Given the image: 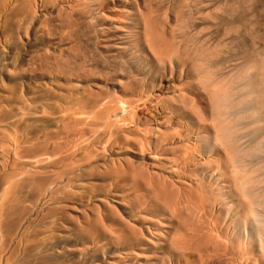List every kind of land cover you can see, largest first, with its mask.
<instances>
[{
  "label": "bare ground",
  "instance_id": "obj_1",
  "mask_svg": "<svg viewBox=\"0 0 264 264\" xmlns=\"http://www.w3.org/2000/svg\"><path fill=\"white\" fill-rule=\"evenodd\" d=\"M38 1H39V3H41L42 7H44L48 3H49V5H52V6L54 4H56V7L57 6L59 7L58 9L57 8L56 9L59 10V11H62L64 9H68L70 11H74L76 9H82L81 16L79 15V13H78L77 16H80L79 18L81 20H83L84 22H86V23H89V24L93 23L94 24V22H95L96 26H93L95 28H93L94 30L92 32L94 34L91 33V35H93L92 37H94L95 40L97 41V42L95 41L94 47L97 48L96 50L98 52L97 53L98 54L97 55L98 58H99V55H100V57H101L100 61L102 60V62H99V64L100 63H102V64H100V65L97 64V66H96L98 68L101 66V68L98 71L99 74L102 73L103 75L111 76V78H110V80L112 82L111 83L112 84L111 87H112V90L114 92H117V90H120V92L121 91L125 92V87H123L124 84L125 85L127 84L128 86L130 85L131 88H133V90H134L133 92H131L132 95H131V97H129V101H127V98H125L126 99L125 102L124 101L120 102L121 107H118L115 104L116 108H115L114 105H113L114 108H113L112 105H110L111 108H113L112 110L111 109L108 110V107L107 108L103 107V108L107 109L108 111H112L111 114L115 110L114 111L115 113L112 114V117L115 118V121L117 120L116 122H121L122 123V121L123 122L128 121L127 123H128V125L130 127L126 125L127 127H129V128H127L129 131L127 130L126 132H129L128 133L129 136L131 135V136L138 137V138H135V139L132 138V139H134V141L131 140V141H133L131 143H128V142L124 141L126 143V145L124 144L123 146H121L120 149L124 150L126 148L127 150L132 151L133 152L132 154H136L135 156H139V158L141 160L140 164H142V165H140L138 163L140 166L137 167L135 165L136 166L135 167V166H132L133 162L132 163L130 162L131 167H132V168H130L132 175L131 174H129V175H131V179L132 180L130 179L131 180V184L128 182L130 184L129 189H126L125 191L124 190H119L118 180H116L117 179L116 177H118V176H116L115 177L116 179H115L114 176L112 175V177L114 178V180H116V182L113 180L112 177H109V179L110 178H112V179H110V180L108 179L109 182H107V183L105 182L104 185L101 184V186H103V187H100L99 185H97L98 182H97L96 179L92 182V184L90 183V185H88V186H91V187H90L89 190L87 188V190H88V193L91 194V196H89V195L87 196L86 195L87 192H86V190H83V187H82V190L78 189L80 193L79 194L77 193V195H76V193L74 194V193L71 192L70 189H68L70 191V193H68L69 195L67 196V194L65 195V191H64L66 189H64L62 187V186H64V187L67 186L66 188L71 187L73 189L75 187H77V186L81 187L80 185L82 184L81 182H83V181H79L80 180L79 177L84 176V172H85L86 168L85 169L84 168L80 169L81 167L78 168V166H75V164H78L77 163L78 161L81 162L83 160V158L81 157V156H84L83 152H82L83 154L79 153V156L82 158V160L81 159L79 160V158H78L77 162H76L77 159L76 160L74 159V158H76V155L74 153H72V155H75V157L72 158L71 160L69 159L70 160L69 163L67 162L65 164L64 163L62 164V161H61V163L56 162V163H58L56 165L55 161H53V165H55L53 168H49L48 167L47 170H43V169L39 170V168H41V167H39L38 170L35 169L37 171V173H34L33 170H31V172H33V174H36V175L38 174V176H36V177H38L37 181L36 180L35 181H36V183L38 182V184H39L38 186L41 188V189H39V188L36 189L35 188L36 190H38L37 191L38 194L36 193L38 195V197H36L35 200H34L35 202L37 201L36 203L34 202V204H35L34 207L35 208L34 207L31 208L30 212H29V210L28 211H24V212H20L21 209L19 210V206H17L19 202L16 203V205L9 206V205H11V204H9L10 202H6L7 199H10V197H8V196H13V198H11V203L13 202L14 204H15V202H17V201H15V199L18 198L17 196L14 197V195H12V194L16 195V193L13 190L14 188H11V187H15V186H11V185L9 186L11 188V191H10L9 194H11V195H9L8 191H7V194L5 193V195H3L5 197L7 195V198L6 199L4 198L5 199L4 200L1 197V201H2L3 205H5L3 203V201H5L7 203V205L9 204L8 205L9 209L5 207L8 212L3 210L4 209V208H2L3 205H1V202H0V210H1L0 211V220L6 218V219H4L5 221L7 219H8L7 221H9V219L11 221V224L9 222H8L9 224L7 223L8 225H10L9 228L7 227L8 225H3L4 227L8 228L7 230L3 229L4 227L2 225H0L1 226L0 227V230H1L0 233L1 232L3 233V234L2 233L1 234L4 236L3 238H5L4 242H6L7 238L9 240L7 239L8 241H7L6 245L4 243L5 247L0 242L1 245L6 250L7 249L10 250V247H11V246L9 247V245L11 244L10 242H13L14 240H16L17 237L20 240L24 239L27 242V240H29V237H27L28 236L27 234H29V233H27L24 230V228L26 229L27 226L30 227V224L32 223L29 220V218H30L29 216H32L31 218H33V215L35 216V214L32 215V212L35 211L33 209H36V208L40 207L39 210H38V212H39V211H41L43 209V205L44 204H48V207H46V208H49L50 205L52 207H54L52 205V203L56 202L55 201L56 197H57V195L60 192H62V193H60L61 195H59L58 198L62 200V197L65 196V197H67V199L65 201H62L61 203L59 202V205H60L59 208L55 205L57 208L56 207H54V208H56L58 210H56V209L53 210V209L50 208L52 211H54V212L58 211V212L56 214H54V212H53V215H49V216H51V218L49 219V221H51V223H49L50 224L49 226L53 225L54 232L58 231V233H60V236H59L60 237V239H59L60 242L59 243L62 242L63 244H69V245L74 243L75 245L74 246L72 245V248L71 247L70 248L66 247V249H67L66 252H69V253L67 255H63V259L62 260L58 259L60 254H64L65 252L63 251L64 252L63 253L62 249L59 250V248H57V246H59L56 243V241L58 239L57 240H55V239L58 236V234L53 233L52 232L53 230H51L50 232H52L53 234L49 235V233H48V235H46V236L43 235L44 239L42 238L43 241L41 243L35 241L37 243H34L35 245L33 247H31V249L28 247L30 249V251H28L29 249L27 250V248H26L27 243L25 244V242H23L25 244L24 246H25L26 249L24 248V246H22V248H23V250H22L23 252L22 253L23 254H21L18 258L16 256L21 252L20 250L22 248H21V244H20V248H18L16 246L21 241L19 242L17 240L16 241L17 244L15 243L16 245H13L14 246V250H13V247H12L11 248L12 250H10V254L7 255V257L9 256V259L8 258L6 259L5 256H2V255H4L3 252L4 251L6 252V250L4 248H0V251L3 253V254L0 255V256H2V259L5 258L6 261L9 260L10 262L13 260L12 264H74L76 261L78 262L77 259H79V258H80L79 259V262H80L81 257L78 256L79 255L78 252L80 250H82L83 246H84V249L85 248L89 249L88 248L89 246L92 247L93 245L94 246L97 245V246H99L98 247L99 249L100 248H102V249L103 248L104 249L107 248V249L104 252V254L102 253L101 258L98 259V261L100 263L98 262V263H95V264H161L163 261H165V260H163L165 258L164 256L166 254L169 255V252H171V251H172L171 252L172 257H174V260L177 261V264H182V263L183 264H194L195 262L193 263V260L190 259V256L194 255L195 251H198L200 253V251L202 250L201 249L202 247H207V246L209 247V242L210 241H211V243H210V247L209 248H214L213 251L211 252V253L214 252V255L211 254L212 255L211 258L215 257L214 259H216V256H217V259H218L219 255L222 256L221 255L222 253H219V251L223 252V251H225V249L223 248L224 250L222 249L223 250L222 251L221 248L220 249L218 248V243L219 242L217 240H215V241H217L218 243H216L217 245L215 244V241H214V239L216 238L215 234H218V235L221 234L222 236L227 234L228 239H230V241L232 242V243H230L228 241L229 244L230 245L232 244L233 246L232 245L231 246L233 248H234V245L237 247L238 251H236V252L232 253L233 250L231 252L227 251L229 254L232 253V255H228L227 257H225L226 253H227L226 251H225V254H223L224 257L227 258V261L229 260V262L232 263V264H251V263H248V261L251 260L253 255L255 256V254H254L255 252L258 253L259 255L261 253L263 255L262 258H264V201L262 200L263 198L259 199V200L257 199L259 194H255L254 193L253 189H255V188H253V186H252L253 185L252 184L253 180L255 178H259V177H252L253 175L248 177L247 176V174H248L247 172L248 171H246L247 169H249V168L246 169V167H248V165H249L248 162L251 161L250 162L251 166H253V164H258V162L256 163V161H255V163L253 162L254 160H252V159H254V158H252L251 160H249L247 158H249L250 156L252 157V154L255 153L254 155H256L257 158L259 157L258 158V160H259L260 156L262 154L260 156H257V153L263 150L262 152L264 154V142H263L264 139L260 140V142H262V143L258 142L259 143L258 145H252L254 147H249L250 145L248 144L247 146L249 148L247 146L242 148V146H241L242 143L239 144V145L236 144L237 139H235L237 137V136H235L236 135L235 131L238 130L237 129L238 128L237 124H239L240 120H242V122L245 125L248 122L247 123L248 126L250 125L251 127L247 128V129L252 130V134L254 133V135L255 134L257 135V133H260L264 137V76L261 77L262 76L261 73H260L261 76L259 75L260 77L257 76V77L253 78V77H245L244 76L246 79L243 82L241 79H239L241 77H239L237 75L238 78L237 77L236 78L239 81H237L236 79L234 81H237V82L242 81L243 82V86L242 87L245 88L244 89L245 92L242 89H240L244 93L239 91V92H241L242 95H240L238 93L239 96H237V97L235 96V98H232V94H231V97H229V94H228L229 92H227V91L230 90V92H231V89L228 90V88H227L226 89L227 91H226L225 90L226 86H225V88L223 87L224 89L221 86L210 88L211 87V83L213 82V81H211V79H214V75H215L216 72H212L213 73V78H211L212 74L210 73L211 74L210 75L209 72H208V76H210L209 79L210 78L211 79L210 80L205 79V80L207 82L208 81L211 82L210 85H209V83L208 84L205 83L206 81H204L203 79L201 81L199 79L197 80V78L196 79L192 78L195 75H198L196 77L199 78L200 75L203 73V72L201 73L200 71H203V70L206 71L207 68L209 69V65H208L209 64L208 63L209 60L207 61L209 56L208 57L207 56H205V57L203 56V54H205V53H203V50H202L203 48L199 49L201 47V45L198 48H195L192 45L194 43H192L191 45H192L193 48H191V45L188 46V44H186L187 41L190 43L189 39H193L192 38L193 34L192 35L189 34L192 37L191 38L189 37V39H187V41L184 42V40L186 39L185 38L186 34L189 33L188 30H187L190 27L188 23L190 22V19L194 15V14L192 15V13H190L191 12V10H190L189 11V13H190L189 15H192V16H189V17H191L190 19H189V17H187L189 19V20L186 19L187 21H189L188 23L185 22V18H186L185 16L188 15V12H187L188 9L187 8H189V6L191 5L190 7L192 9L194 7H196V9H197V5H199V2H201L202 0H200V1L198 0L199 1V2H197L198 4H196V0H172L170 3H169L170 0H38ZM164 1H165V3H164ZM206 1H209V0H206ZM215 1L217 3H219V4L222 2V5H223V1L225 2V0H215ZM229 1L231 2V0H228V1L226 0V2H229ZM235 1H237V0H235ZM230 2H229V4H230ZM232 2H233V0H232ZM166 3H167V5H165ZM18 4H16L17 6H15V4H14L13 7H10L11 9L16 7L14 10L16 11L18 9V11H20V13L17 12V11L14 12V13H17L18 15L21 14L20 16H22L26 12V15L29 17V19L27 18L29 20V22L30 21H36L37 18L34 15V13L33 12L31 13V11H29L31 9L28 10L27 9L28 7H25V5L22 4L23 5L22 6L21 3L19 5ZM210 4H205V2L204 3L202 2V4L199 5V8H201L202 12H199V11H196V12H198V14L199 13H203V12L204 13H203V15L199 14V15H201V17L199 16L200 18H198V21H196L197 20V16H195V18L193 16V18L196 19V20H193V18L191 19L192 20L191 22L195 21L193 25H195V26L198 25V24H195V23H199V25L200 24L201 25H205L207 23V21L210 22V20L207 18L208 16H206L207 15L206 13H208L206 11H208L210 9V7H211ZM213 4H214V6H212V8L216 6L215 2ZM231 4H234V3H231ZM226 5H227V3L225 4V6ZM165 6H167V7L165 8ZM163 7L165 9H167L168 11L171 10L170 12L177 13V17L179 16L177 18V22H179L178 20L183 18V17L180 16L182 14L181 9H183V8L186 9V10H183V14L184 13H187V14L185 16L182 15L185 18L180 21L183 24L182 21L184 20L183 26H180L182 31L179 28L176 29L174 27L176 25H173V28L171 29L172 23L168 22L170 25L167 24L168 15L165 14L166 17H167L166 18L164 14L161 15L162 13L161 12L159 13V11H162L164 9ZM212 8H211V10H213ZM230 8H232V6ZM40 9H42V8H40ZM222 9H221V11L225 10V9L224 10H222ZM179 10L181 11L180 12L181 14H179ZM228 10H229V8H228ZM184 11H186V12H184ZM193 11H194V9L192 10V12ZM218 11H219V9H218ZM235 11H238V10L234 9V11H232V12L234 13ZM196 12H194V13H196ZM215 12L216 11H214L213 14H215ZM11 13H13V11H11ZM217 13H219V12H217ZM230 13H229V15H230ZM169 14H171V13H169ZM172 14H174V13H172ZM172 14L170 15L171 17H172ZM210 14L211 13H209V15ZM213 14L211 15V17L215 18L216 16L215 15L213 16ZM68 16H70V14ZM232 16H234V15H231V17ZM23 17H25V16H23ZM74 17H76V16H74ZM162 17H163V20L165 19L164 21L166 23L163 22ZM227 17H228V15H227ZM212 18H211V20H212ZM214 18H213L212 21H214ZM217 18H220V16H218ZM232 18H234V20H235V17H232ZM76 19H77V17H76ZM169 20H171V19L169 18ZM174 21H176V20H174ZM227 21H228V23L230 22V20H227ZM43 22H44V20H43ZM177 22H175V23H177ZM221 22H223V21L221 20ZM181 23H179L178 26ZM234 24H235V22H234ZM224 25H225V23H224ZM235 25H238V22ZM191 27H190V29H191ZM203 27H205V26H203ZM212 27H214V26H212ZM225 27H227V26H225ZM230 28L231 27H229V29ZM233 28H232V30H233ZM237 28H238V26H237ZM174 29H176V31H177V36L178 35H183L184 38H182L183 40H181L183 43H181L180 40L179 41L177 40V38L175 36L176 35V33H175L176 31L173 33ZM190 29H189V31H190ZM178 30H180L181 32H179ZM251 30H253V29H251ZM36 33H37V31H36ZM178 38L180 39L181 36H179ZM237 38H238V36H237ZM198 40H200V39H198ZM229 40H231V39H229ZM253 40L254 39H252V41ZM233 41H235V40H233ZM27 42H28V40H27ZM191 42H192V40H191ZM205 43L206 42H204V44ZM57 44H59V43H57ZM234 46H235V44H234ZM207 51H209V50H207ZM244 52H245V50H244ZM233 53H235V51H233ZM237 54H238V52H237ZM213 56L216 57L217 55L214 54ZM220 56H222V55H220ZM240 56H242V55H240ZM32 57H33V55H32ZM90 57H92V56H90ZM262 58H264V57H262ZM210 59H211V57H210ZM218 60H220V58ZM6 62H8V61H6ZM96 62H98V60ZM210 63H211V61H210ZM212 63H214V62H212ZM215 63H217V62H215ZM65 64H66V62H65ZM95 65L91 66V67H95ZM210 65L212 66V64H210ZM241 66L242 65H240V67ZM231 68H232V66H231ZM87 70H88V68H87ZM89 71H91V69ZM228 71H229V69H228ZM199 72L201 73L200 75H199ZM66 73H67V71H66ZM91 73H93V72L91 71ZM194 73H195V75L192 76ZM63 74H65V73L63 72ZM216 75H218V73H216ZM219 75H220V73H219ZM242 75H243V73H242ZM206 76H207V73H206ZM221 77H223V76H221ZM205 78H208V77H205ZM105 79H106V77H105ZM221 79H220V82L218 81L219 82L218 85L222 82ZM242 82H240V83H242ZM226 85H227V83H226ZM229 85L230 84H228L227 87H230ZM237 86H239V85H237ZM234 87H236V86H234ZM242 87H240V88H242ZM238 88H236V89H238ZM32 89H30V90H32ZM65 89H67V88H65ZM236 89H235V91H236ZM105 92H106V89H105ZM20 95H21V93H20ZM54 95H55V93H54ZM114 95H115V93H114ZM203 96H204L205 99H203ZM118 97H119V95H118ZM59 98H61V97H59ZM64 98H65V96H64ZM87 98H90V97H87ZM120 98H122V97H120ZM15 99H16V97H15ZM22 99H21V101H22ZM32 99H34V98H32ZM116 99H118V98L116 97ZM42 100H44V99H42ZM204 100L206 101V103L203 106V105H201V102H203ZM16 102H17V100H16ZM51 102H53V101H51ZM70 102H72V101H70ZM43 103H44V101H43ZM97 105H98V103H97ZM56 106H58V105H56ZM104 106H106V104ZM141 109L143 110V112L142 113H138V111L141 110ZM207 109L210 110V111L208 110L211 113L210 115L207 114V112H208ZM229 109L235 115H231L230 116L228 114V113H230ZM7 111L8 110H6L5 113L11 114L13 112V111H9L10 112L9 113ZM14 111H16V110H14ZM2 113H3V110L0 112V115ZM5 113H3L4 115L0 116L1 119L3 118V116L7 117L8 119H12V118L14 119V117L10 118V116L8 117L7 114L5 115ZM99 113H100V111H99ZM101 114H102V112H101ZM13 115H15V114H13ZM69 115L70 114H68V116ZM98 115H100V114H98ZM20 116H21V114H20ZM68 116L64 115V119L65 120H67V119L70 120L69 118H67ZM106 116H110V112H108V115H105L104 118H106ZM16 117H17V115H16ZM16 117H15V120L12 119V122H9L7 124L5 123L2 127L4 128V126L6 127V125H7L8 128H10L9 126H13L14 124L17 125L19 121L16 119ZM23 117L21 119H23ZM61 117H62V115H61ZM232 117L233 118L236 117V118H234L236 120L234 121V119ZM80 118L81 117L75 118L76 122L78 121L77 123H80L81 121L83 123L84 119L82 118L83 120L82 119L80 120ZM230 118H232L233 121L230 120ZM1 119H0V123L1 122L3 123L4 119L2 121H1ZM101 119H103V118H101ZM5 120H7V119H5ZM43 120H44V118H43ZM86 120L87 119H85L84 122ZM108 120H109V118H108ZM110 120L113 121L112 119H110ZM208 120H210V121H208ZM108 122L111 123L110 121H108ZM117 125H118V123H117ZM15 126H13V128ZM121 126L123 127L124 125H121ZM17 127H18V125H17ZM107 127H108V125H107ZM13 128H10L11 130L8 129V131L10 130L12 132ZM239 128H241V127L239 126ZM15 129H13V130H15ZM109 129H111V128H109ZM118 129L120 131V126H119ZM6 130L7 129L5 128V131ZM8 131H6L8 133V134H6L8 136H5L6 139L8 137H10L9 136L10 134L13 135V133H15V131H13L12 133L9 134ZM75 131H76V129H75ZM22 132H23V130H22ZM24 132H25V130H24ZM67 132L68 133H72V132H69V130ZM17 133H15V135ZM250 133H251V131H250ZM123 134H125V133H123ZM232 134H234V136H235L234 139L236 141L233 139V141H235V143L231 140L232 137H233ZM260 134L258 135L259 138L261 136ZM230 136H231V139L229 138ZM11 137H10V140L8 138V141L10 143L13 142L14 144L17 145L19 143V142H17V141H19L18 138L16 139L17 143H15L14 138H12L13 140L11 141ZM263 137L261 136V138H263ZM5 138H4V140H6ZM19 138H20V136H19ZM126 138L127 137L125 136V138H123V139L126 140ZM16 145H15V150H12L13 154H14L15 151H16V153L18 152V150H16V149H19V147L16 148ZM18 145L20 146V144H18ZM102 145L105 146V144H102ZM102 145H101V150H102ZM68 146L69 145H67V147ZM119 147H120V145H119ZM8 148L10 149V147H8ZM8 148L5 147L3 149L4 150L7 149L8 151H11ZM79 148L81 149V147H79ZM93 149H95V148H93ZM8 151H7L6 155H8V153H9ZM91 153H93V152H91ZM3 154H5V153L0 152V155H3ZM93 154H95V153H93ZM43 155H44V153H43ZM79 156H77V157H79ZM262 156H264V155H262ZM10 157H12V156H10ZM45 157L47 158V156H45ZM127 157H129V156H127ZM12 158H13V160L16 159L14 157V155H13ZM163 158H164L166 163L161 161V159L163 160ZM257 158H255V159H257ZM38 159H40V158H37V161H38ZM62 159H64V156H63ZM85 159H86V157H85ZM129 159H130V157H129ZM261 159H263V161H264V157H262ZM6 160H8V159H6ZM10 160H11V158H10ZM52 160H53V158H52ZM44 161L45 160L43 159L42 162H44ZM46 161H47V159H46ZM89 161H90V159H89ZM130 161H132V160L130 159ZM83 162H84V160H83ZM252 162H253V164H252ZM9 163H10V161H9ZM50 163H52V162H50ZM135 163H137V162H135ZM261 163H259L258 167L262 166V165H260ZM32 164L34 165L33 162H32ZM35 164H37V163H35ZM38 164H40V163H38ZM43 164H46V163H43ZM43 164H42V166H44ZM47 165H45V166L47 167ZM120 165H119V167H120ZM166 165H167V167H166L167 170H165L163 168ZM18 166H19V164H18ZM263 166H264V164H263ZM33 167H35V166H33ZM36 167H38V166H36ZM94 168L96 170V167H94ZM104 168H106V167H104ZM23 169H24V167H23ZM93 169H91V171ZM111 169L112 170L110 171L109 175H111V172H112V174L115 173V171L113 172V168H111ZM117 169L115 168L116 171H118ZM95 170H93L94 172L92 171V174H90V176H94L95 175L94 173H96L98 171V169H97V171H95ZM260 170H261V168H260ZM158 171H161V172L159 173ZM249 171H251V170H249ZM23 172L25 173L24 170L22 171V174H23ZM82 172H83V175L81 174ZM105 172H103V173L97 172L96 175L99 176V177L102 175L103 178L105 177V176H103V174L104 175L107 174L106 176H109L108 172L107 173H105ZM158 174L160 175V177L163 176L165 179L168 177V178H170L172 180H176L175 182H177V183L179 182L178 184L182 185L181 200L184 199L183 202L187 206H188V202L193 199V197H191V196H193V194H195L194 196L198 197V199H196L197 197L196 198L194 197V198L196 199V201L198 200V201L201 202V204L199 202V204H200V209L199 210H201L200 211V213H201L200 216L202 217V219L205 218L204 219V220H206L205 223H207V221H208L209 223H207V224L210 225V226L208 225L209 227L207 226L208 228H210V230L208 232L206 230V232L198 234L197 232L199 231V233H200V231H201L200 227H203L201 224L204 225V223H203L204 220H203V222L200 221L202 223L198 227L199 229L195 230L194 232H196V234H198V235H201V237H199L198 235L196 236L195 233H193L195 235L192 234L193 235L192 237H197L198 238L197 240L198 241L200 240L199 242H201V244L203 243L202 245L200 243H198L197 240H196L197 241L196 242L195 238H192L194 240H192V241L189 240V241H191V242L195 241L196 243H191V242L189 243V241H187L186 238H185L186 241H184L182 238H177L178 237L177 232L180 231V230H178V231L177 230H173L174 226H173V224H171V220H172L171 218H173V216L179 217V215L180 216L182 215L184 217L185 214L184 215L182 214L183 210L180 211V209H181L180 207L183 206V203L179 204L180 201H181L179 199L180 194L178 195L179 192L177 193V195L179 197H177L176 194H175L174 197L172 196L173 192L175 193V191H176L175 189H177L175 187L173 188V186H172L173 185V181L172 180H171L172 181V185H171L170 180L167 178L169 180V183H167V180H166V183L168 185L170 184L172 187L169 185L167 188H165V186H164L165 184L163 185V181L161 179L163 177H161L160 180L162 181V183L159 181L160 184L156 186V187L161 186V187H158L159 190L155 186H154V188H156L155 190L152 189L153 190L152 191L150 189L151 193H153L152 194L153 197L150 196L151 195L150 192H147L145 194L142 192V191H144L146 189L144 187L145 185L142 184V183L145 182V184L147 183L146 185L151 186V185H149V183H151V184L154 183V179H157L158 176H159ZM249 174H251V173H249ZM87 175H89V173H87ZM117 175H119V174H117ZM254 175H255V173H254ZM261 175H263V174H261ZM27 176H29V175H27ZM85 176H86V172H85ZM7 177L8 178H6V176L5 177L3 176V179H5V178L9 179V175H7ZM36 177L34 179H36ZM77 177L79 179H77ZM84 177H82V178H84ZM102 177H101L100 180H102ZM31 178H32V175H31ZM88 178H90V177H88ZM1 179H2V177H1ZM11 179H12V177H11ZM34 179H32V180H34ZM259 180L262 181L264 179L262 178V179H259ZM259 180L257 179V182H255V183H257V184H255L256 188L259 185L258 183H260ZM16 181H17V179H16ZM4 182H6V181H4ZM155 182L157 183L158 181H155ZM86 183H84L83 185H85ZM182 183H184V184H182ZM2 184H5V183H2ZM9 184H11V182ZM106 184H108L107 185L108 187L105 186ZM261 184H262V182H261ZM12 185H14V184H12ZM141 185L142 186L144 185L143 186L145 188L144 190L141 187ZM17 186L18 185H16V187ZM174 186H176V185H174ZM260 186L261 185H259L258 188L262 187V186L261 187ZM169 187L173 188V189H171L173 191L172 193H170V191H169L170 188ZM160 188H162V191H161ZM179 188L177 189L178 191H179ZM17 189H19V188L17 187ZM75 189H77V188H75ZM147 189H149V188H147ZM257 189H255V190H257ZM15 190H16V188H15ZM68 190H66V192ZM73 191H75V190H73ZM16 192H17V190H16ZM33 192H35V191H33ZM145 192H146V190H145ZM84 195H86V199L88 201L93 199V201L98 202L101 205L98 204V203H93V204L87 205L89 203H88V201H87V203H85L86 200L83 197ZM19 197H21V196H19ZM65 197H64V199H65ZM189 197H191V198H189ZM24 198H25V196H24ZM175 198H177L178 200L177 199L175 200ZM195 199H193V200H195ZM174 200H175V205H174ZM193 200L191 201V203L193 202ZM7 201H10V200H7ZM21 201H22V199H21ZM176 201H177V203H176ZM56 203H58V202H56ZM56 203H53V204H56ZM161 204H163L164 206H162ZM194 205H195V203H194ZM23 207L21 206L22 210H25L29 206L25 207V209H23ZM103 207L106 208V209L108 208L111 213L114 212L113 211V208H114V210H116L115 212L119 211L123 215V217H121L119 215H118L119 216L118 217L115 214V212H114L113 215L116 216V217L114 218V216L112 215L111 217L114 218V221H111V220H113V218L109 219V217H108V219H107V217L103 214V212H102L104 210V209H102ZM185 207L186 206H183V208H185ZM178 208H180V209H178ZM106 209H105V211H106ZM47 210H46V212H47ZM49 210H48V212L50 213ZM186 210H188V208ZM189 210H190V207H189ZM42 211H41V215H46L47 216V214H45V213L42 214ZM192 211L195 212V211H197V209L196 210H192ZM180 212H182V213H180ZM105 213H107V212H105ZM197 213H199V212H197ZM197 213L195 212V216H196ZM88 214H90V215H88ZM177 214H179V215H177ZM106 215H108V214H106ZM185 216H187V215H185ZM208 216H209V218H211L210 221H209ZM38 217H34V218H38ZM183 217H181V218H183ZM206 217L208 218V220H207ZM43 218H44V216H43ZM41 219H40V221H41ZM178 219H180V218H178ZM188 219H189V217H188ZM27 220L30 221L31 223L29 222L30 224L25 226ZM33 220L35 221V219H33ZM176 221H179V220L176 219ZM4 223L5 222H3V224ZM33 223H35V222H33ZM38 224H39V222H38ZM194 225H193V228H194ZM198 225H199V222H198ZM39 227H40V225H39ZM114 227L115 228L118 227L119 230L115 231ZM183 227H185V226H183ZM207 227H206V229H207ZM179 228H181V227H179ZM2 230H4V231H2ZM5 230H6V232H5ZM204 230H205V228H204ZM24 231L27 233L26 234L27 236L25 235ZM125 231H126V233L124 235L123 232H125ZM213 231H215V234H211V232L214 233ZM118 232L122 233L124 236H120ZM187 232H185V233H187ZM41 233H43V232H41ZM82 233L85 234V235L83 234L84 236H86L85 238L84 237H82V238L79 237ZM54 234H56L57 236L55 237ZM178 234H180V233H178ZM23 235H24V237H22ZM51 235H53V236H51ZM83 235H81V236H83ZM211 235H214V237L212 236L213 240L211 238ZM227 236H225V237L227 238ZM11 237H12V239H10ZM201 238L202 239H206L207 238L209 240H208V242L206 241L207 239L204 240V241H206L205 242L206 244H204V242H203V240H201ZM217 238H218V236H217ZM0 239H1V237H0ZM218 239H220V238H218ZM83 241H84V243H83ZM212 241H214V242H212ZM222 242H223V240H222ZM225 242H226V239H225ZM225 242H223V243H225ZM12 244H14V242ZM80 244H82L83 246H80ZM1 245H0V247H1ZM61 245L62 244H60V246ZM6 246H7V248H6ZM225 246H226V244H225ZM111 247L114 248V249H112ZM239 247L242 248L241 252H240V249H238ZM15 249H17V250L20 249V250H18L19 253L17 251L16 252L17 255L15 257H13L14 255H12V252L14 253L16 251ZM66 249L64 247V250H66ZM203 249H204V252H206V254H207L208 253V249H206V248H203ZM77 250H79V251H77ZM103 250H102V252H103ZM166 250L168 252H166ZM230 250H231V247H230ZM76 251H77L78 255L74 254V252L76 253ZM242 251H244V252H242ZM151 252L155 256L154 260H151V256L152 255L149 257V253H151ZM8 253H9V251H8ZM198 254L196 253L195 255L197 256ZM203 254H202L201 257H204ZM233 254L235 256L233 258L231 257V259L233 260L231 262L230 261L231 259L230 258L228 259V257L229 256H233ZM258 254H256V256ZM199 255H201V253ZM199 255H198V258L202 259L201 257H199ZM207 256H210V255H207ZM244 256L246 257V259L243 260ZM260 257H261V255H260ZM260 257H259V259H260ZM205 258H209V257L205 256ZM221 258H222V260H220L221 262H224V260H225V263H227L226 259H223V256ZM182 259H183V262L181 261ZM0 260H1V257H0ZM190 260H191V262H190ZM256 260H257V258H256ZM210 261H211V259H210ZM254 261H252V262H254ZM10 262H8V263L11 264ZM159 262H161V263H159ZM201 262H202V260H201ZM229 262H228V264H229ZM6 263H4V264H6ZM255 263H256V261H255ZM80 264H81V262H80ZM162 264H164V263H162Z\"/></svg>",
  "mask_w": 264,
  "mask_h": 264
},
{
  "label": "rangeland",
  "instance_id": "obj_2",
  "mask_svg": "<svg viewBox=\"0 0 264 264\" xmlns=\"http://www.w3.org/2000/svg\"><path fill=\"white\" fill-rule=\"evenodd\" d=\"M14 1V2H13ZM34 1V2H33ZM172 0H170L169 1V3L171 2ZM200 1V0H199ZM198 0H196V4H198L197 2H199ZM211 1V2H210ZM213 1V2H212ZM228 1V0H227ZM235 0H233V2H232V0H231V2H230V4H229V2H226V0H225V2L223 1V5H222V2L219 4V3H217L215 0H209V1H206V0H202L201 2H199V5L200 4H202V2L204 3L205 2V4H210L211 5V7H210V11L208 10V11H206V12H208V13H206L207 15L206 16H208L207 18L210 20V22L209 21H207V25L205 24V25H199V23H195V24H198L197 26H195V25H193L194 24V22L195 21H193V22H191L192 20V18H193V16H194V18H195V16H197V20L196 19H194L193 18V20H196V21H198V18H200L201 17V15H203V13H199V14H201V15H199L198 14V12H196V11H199V12H202L201 11V8H199V5H197V9H196V7H194L193 9H194V11L192 12V8L189 6V8H187L188 10H187V12H188V15H186L187 13H184L183 14V10H186L185 8H183V9H181V11H182V14L180 13L181 11L179 10V14H181L180 16L181 17H183V18H179L180 20H178L179 22H177V18L179 17H177V13H175V12H170L171 10H167V9H165L167 6H165V8L162 10V11H159V13L161 12L162 14L161 15H165V14H167L168 15V19H167V24H169V23H172V25H171V29L173 28V25H176V26H174L176 29L177 28H179L180 30H181V27L180 26H183V24H184V20L182 21L183 22V24L180 22L182 19H184L185 17V22H189V21H187L186 19H188L187 17H189V16H192L193 14V16H192V18L191 17H189V19H190V22L188 23L189 24V26L191 27V29H190V27L187 29L188 30V32L189 33H187L186 34V36H185V40H184V42L185 41H187V39H189V37L191 38L192 36V38L193 39H189L190 40V43L187 41V43L186 44H188V46H190L192 43H194V44H192L193 45V47H195V48H198L200 45H201V47L199 48V49H202L203 50V53H205V54H203V56L205 57V56H209L208 57V59H207V61H208V65H209V69L207 68L206 69V71H200L199 72V75H200V77L198 78V77H196V76H198V75H195V73L192 75V76H194V77H192L193 79H196L197 78V80L199 79V80H201L202 81V79L204 80V81H206L205 79H208V80H210L211 78H213V73L212 72H216V73H218V75H216V73H215V75H214V79H211V81H213L212 83L211 82H205V83H209V85H210V83H211V87L210 88H214V87H219V86H221L222 88L224 87L225 88V86H226V88H225V90L228 88V90L229 89H231V92H230V90L229 91H227V92H229L228 94H229V97H231V94H232V98H235V96L237 97V96H239V94L240 95H242L241 94V92L242 93H244L245 92V88L244 87H242L243 86V82H244V80L246 79L245 77H257V76H259L260 75V73H261V77H263L264 75V58H262V57H264V0H237V1H235ZM3 2V3H2ZM20 4L21 3V5L23 4V5H25V7H28L27 9L29 10V9H31V10H29V11H31V13L33 12L34 13V15L36 16V21H30L29 22V17L26 15V12H25V14H23L22 16H20V15H18L17 13H14V12H19L20 13V11H18V9L15 11L14 9L16 8H10V7H13L14 6V4H15V6H17L16 4H18V3ZM207 2V3H206ZM210 2V3H209ZM215 2V5L217 6H215V7H213L212 8V6H214V3ZM26 3V4H25ZM164 3H165V1H164ZM168 3V2H167ZM167 3L165 4V5H167ZM227 3V5L225 6V4ZM231 3H234V4H231ZM237 3V4H236ZM18 4V5H19ZM22 5V6H23ZM31 5V6H30ZM49 3L47 4V5H45L44 7H42L41 6V3H39V1L38 0H0V112L3 110V113H5V111L6 110H8L7 112H9V111H13L12 113L13 114H15V115H13L12 113L11 114H8V113H5V115L7 114V116L9 117L10 116V118L11 117H14V119L13 120H15V117H16V115H17V117H16V119L19 121H17L18 122V127H17V125L16 124H14L13 126H15L14 128H13V126H9L10 128H13V129H15L16 127V129L15 130H13L12 129V132L13 131H15V133H17L16 135H15V133H13V135H11L10 133H12L10 130V128H8V126L6 125V127L4 126V128L2 127L5 123L7 124V123H9V122H12V119H8L7 117H5V116H3V118L1 119V121L4 119H7V120H3V123L1 122L0 123V152H2V153H5V154H3V155H0V179H1V177H2V179H3V176L5 177L6 176V178H8L7 177V175H9V179H1L0 180V202H1V205H3L2 204V201H1V197H2V199H6L7 198V195H6V197L5 196H3V195H5V193L7 194V191H8V194L10 193V191H11V188H14L13 190H14V192L16 193V195L15 194H12V195H14V197H18V198H14L15 199V201H17V202H15V204L13 203H11V198H13V196H8V197H10V199H7V200H10V201H7L6 200V202H10L9 204H11V205H9V206H13V205H16V203H18V205L17 206H19V210L21 209L22 210V208H21V206L23 207V209H25V207H28V208H26L25 210H20V212H24V211H28L29 210V212H30V209L31 208H33L34 207V200H35V198L36 197H38V190H36V189H41L38 185V182L36 183V181H37V178L38 177H36V176H38V174L36 175V174H33V172L34 173H37V171L36 170H38V168L39 167H41V168H39V170H47V168L49 167V168H53L55 165H53V161H55V163L56 162H59V163H61V161H62V164L64 163H69V161L72 159V158H74L75 157V155H76V158H74L75 160H76V162L78 161V158H79V160L81 159L82 160V158H83V160H84V162H83V160L80 162V161H78L77 163L78 164H75V166H78V168H80V169H82V168H86V170H85V172H86V176H85V172H84V176H82V177H84V178H82V177H79L80 178V180L79 181H83V182H81L82 184L80 185L81 187H79V186H77V187H75V188H77V189H73V188H71V187H69V188H66L67 186H62L64 189H66V190H68V189H70L71 190V192L72 193H76V195H77V193L79 194L80 192H79V190H82V187H83V190H86V192H87V196L89 195V196H91V194L90 193H88V190L90 189V187L91 186H88V185H90V183L92 184V182L96 179L97 180V182H98V184L97 185H99L100 187H103V186H101V184L102 185H104L105 184V182L107 183V182H109V180L110 179H112L113 177H112V175L114 176V178L116 177V176H118V177H116L115 179L116 180H118V187H119V190H126V189H129V187H130V184H131V169L130 168H132L131 167V164H130V162L132 163V166H137V167H139L140 165H142V164H140L141 162V160H140V158H139V156H135L136 154H132L133 152L132 151H130V150H127L126 148L124 149V150H122V149H120L121 148V146H123L124 144L126 145V143L125 142H128V143H131V142H133L134 141V139L135 138H138V137H134V136H129V132H126L128 129L127 128H129L130 126L128 125V121H125V122H123L122 121V123L121 122H116L115 121V118L114 117H112V114H114L115 112V110L113 111V113L111 114V112L112 111H108V110H112L113 108H114V106H115V108H116V105L118 106V107H121V104H120V102H125L126 101V99L125 98H127V101H129V97H131V95H132V93L131 92H133L134 90H133V88H131V86L129 85H123V87H125V92L124 91H121L120 92V90H117V92H114L113 90H112V82H111V80H110V78H111V76H107V75H103L102 73V75L101 74H99V69L101 68V66L98 68V67H96L97 66V64H99V62H102V60L100 61V59H101V57H100V55H99V58H98V52H97V48H95L94 47V45H95V38L94 37H92L93 35H91V33L93 32V28H95V27H93V26H96L95 25V22H94V24L93 23H91V24H89V23H86V22H84L83 20H81L79 17L81 16V14H82V9H76V10H74V11H70V10H68V9H64V10H62V11H59V10H57L59 7L57 6L56 7V4H54L53 6L52 5H49ZM220 5V6H219ZM229 6V7H228ZM232 6V8H230ZM237 6V7H236ZM24 7V8H25ZM55 7V8H54ZM223 9H222V8ZM40 8H42V9H40ZM57 8V9H56ZM191 8V9H190ZM211 8L213 9V10H211ZM217 8V9H216ZM222 10H224V11H221V9ZM228 8H229V10H228ZM11 9V10H10ZM26 9V8H25ZM196 9V10H195ZM200 9V10H199ZM218 9H219V11H218ZM233 9V10H232ZM234 9L235 10H238V11H235L234 13L232 12V11H234ZM27 10V11H28ZM34 10V11H33ZM191 10V12L190 13H192V15H189L190 13H189V11ZM229 12H228V11ZM11 11H13V13H11ZM58 11V12H57ZM164 11V12H163ZM214 11H216L215 12V14H213V12ZM262 11V12H261ZM4 12V13H3ZM68 12V13H67ZM74 12V13H73ZM77 12V13H76ZM81 12V13H80ZM167 12V13H166ZM174 13V14H172V17L170 16L171 14H169V13ZM178 12V11H177ZM184 12H186V11H184ZM194 12H196V13H194ZM217 12H219V13H217ZM228 12V13H227ZM231 12V13H230ZM240 12V13H239ZM22 13V12H21ZM24 13V12H23ZM37 13V14H36ZM61 13V14H60ZM78 13H79V15L80 16H77L78 15ZM209 13H211L210 15H209ZM221 13V14H220ZM226 13V14H225ZM229 13H230V15H229ZM233 13V14H232ZM236 13V14H235ZM239 13V14H238ZM11 14V15H10ZM15 16H14V15ZM67 14V15H66ZM70 14V16H68ZM198 14V15H197ZM213 14V16L215 15L216 17L214 18V21H212L213 20V18L211 17V15ZM217 14V15H216ZM182 15H186L185 17L184 16H182ZM225 15V16H224ZM227 15H228V17H227ZM231 15H234V16H232V17H235V20H234V18H232L231 17ZM242 15V16H241ZM4 16V17H3ZM6 16V17H5ZM17 16V17H16ZM19 16V17H18ZM23 16H25V17H23ZM27 16V17H26ZM44 16V17H43ZM74 16H76L77 17V19H76V17H74ZM170 16V17H169ZM200 16V17H199ZM218 16H220V18H217ZM224 16V17H223ZM72 17V18H71ZM164 17V16H163ZM163 17H162V20H163ZM165 17H166V15H165ZM164 17V18H165ZM223 17V18H222ZM226 17V18H225ZM11 18V19H10ZM26 18V19H25ZM28 18V19H27ZM161 18V17H160ZM167 18V17H166ZM169 18L171 19V20H169ZM175 18V19H174ZM211 18H212V20H211ZM217 18V19H216ZM222 18V19H221ZM228 18V19H227ZM238 18V19H237ZM80 19V20H79ZM188 19V20H189ZM207 19V20H208ZM219 19V20H218ZM224 19V20H223ZM252 19V20H251ZM258 19V20H257ZM19 20V21H18ZM43 20H44V22H43ZM165 20V19H164ZM163 20V22H165ZM174 20H176V21H174ZM217 20V21H216ZM221 20L223 21V22H221ZM227 20H230V22L228 23V21ZM254 20V21H253ZM66 21V22H65ZM72 21V22H71ZM77 21V22H76ZM83 21V22H82ZM233 21V22H232ZM250 23H249V22ZM256 21V22H255ZM30 24H29V23ZM35 22V23H34ZM43 22V23H42ZM70 22V23H69ZM169 22V23H168ZM175 22H177V23H175ZM234 22H235V24H237V22H238V25H235L234 24ZM52 23V24H51ZM72 23V24H71ZM77 23V24H76ZM79 23V24H78ZM166 23V22H165ZM175 23V24H174ZM179 23H181L179 26H178V24ZM191 23V24H190ZM214 23V24H213ZM224 23H225V25H224ZM233 23V24H232ZM241 23V24H240ZM246 23V24H245ZM28 24V25H27ZM84 24V25H83ZM216 24V25H215ZM230 24V25H229ZM18 25V26H17ZM41 25V26H40ZM52 25V26H51ZM170 25V24H169ZM232 25V26H231ZM252 25V26H251ZM256 25V26H255ZM38 26V27H37ZM75 26V27H74ZM81 26V27H80ZM88 26V27H87ZM203 26H205V27H203ZM212 26H214V27H212ZM225 26H227V27H225ZM237 26H238V28H237ZM61 27V28H60ZM70 27V28H69ZM85 27V28H84ZM229 27H231L230 29H229ZM234 27V28H233ZM15 28V29H14ZM29 28V29H28ZM38 28V29H37ZM225 28V29H224ZM228 28V29H227ZM232 28H233V30H232ZM246 28V29H245ZM31 29V30H30ZM176 29H174L173 30V33L176 31ZM189 29H190V31H189ZM195 29V30H194ZM243 29V30H242ZM251 29H253V30H251ZM180 30H178L179 32H181ZM186 30V31H187ZM36 31H37V33H36ZM74 31V32H73ZM232 31V32H231ZM237 33H236V32ZM250 31V32H249ZM252 31V32H251ZM51 32V33H50ZM176 33V38H177V40L179 41L180 40V42L181 43H183L181 40H183L182 38H184L183 37V35H178L177 36V31L175 32ZM206 33V34H205ZM208 33V34H207ZM73 34V35H72ZM92 34H94V33H92ZM180 34V33H179ZM189 34H193L192 36L191 35H189ZM196 34V35H195ZM210 34V35H209ZM59 35V36H58ZM229 35V36H228ZM233 35V36H232ZM256 35V36H255ZM179 36H181V38L179 39L178 37ZM235 36V37H234ZM237 36H238V38H237ZM27 37V38H26ZM197 37V38H196ZM202 37V38H201ZM229 39H231V40H229ZM254 37V38H253ZM67 38V39H66ZM86 38V39H85ZM233 38V39H232ZM60 39V40H59ZM71 39V40H70ZM198 39H200V40H198ZM252 39H254L253 41H252ZM20 40V41H19ZM27 40H28V42H27ZM191 40H192V42H191ZM194 40V41H193ZM198 40V41H197ZM233 40H235V41H233ZM211 41V42H210ZM260 41V42H259ZM93 42V43H92ZM97 42V41H96ZM204 42H206L205 44H204ZM20 43V44H19ZM57 43H59V44H57ZM88 43V44H87ZM225 43V44H224ZM231 43V44H230ZM8 44V45H7ZM214 44V45H213ZM234 44H235V46H234ZM27 45V46H26ZM192 45H191V48H193L192 47ZM195 45V46H194ZM209 45V46H208ZM239 45V46H238ZM207 46V47H206ZM225 46V47H224ZM211 47V48H210ZM217 47V48H216ZM244 47V48H243ZM15 48V49H14ZM67 48V49H66ZM85 48V49H84ZM206 48V49H205ZM219 48V49H218ZM255 48V49H254ZM205 49V50H204ZM214 49V50H213ZM216 49V50H215ZM221 49V50H220ZM247 49V50H246ZM38 50V51H37ZM96 50V51H95ZM207 50H209V51H207ZM223 50V51H222ZM227 50V51H226ZM244 50H245V52H244ZM206 51V52H205ZM211 51V52H210ZM233 51H235V53H233ZM238 52V54H237V52ZM253 51V52H252ZM82 52V53H81ZM96 52V53H95ZM255 52V53H254ZM32 53V54H31ZM225 53V54H224ZM240 53V54H239ZM248 53V54H247ZM260 53V54H259ZM26 54V55H25ZM217 55L216 57L215 56H213V55ZM237 54V55H236ZM32 55H33V57H32ZM76 55V56H75ZM81 55V56H80ZM220 55H222V56H220ZM225 55V56H224ZM231 55V56H230ZM234 55V56H233ZM240 55H242V56H240ZM2 56V57H1ZM90 56H92V57H90ZM95 56V57H94ZM210 57H211V59H210ZM237 57V58H236ZM54 58V59H53ZM63 58V59H62ZM97 58V59H96ZM220 58V60H218ZM234 59V60H233ZM246 59V60H245ZM262 59V60H261ZM95 60V61H94ZM98 60V62H96ZM6 61H8V62H6ZM58 61V62H57ZM71 61V62H70ZM92 61V62H91ZM210 61H211V63H210ZM227 61V62H226ZM244 61V62H243ZM65 62H66V64H65ZM86 62V63H85ZM91 62V63H90ZM212 62H214V63H212ZM215 62H217V63H215ZM261 64H260V63ZM263 62V63H262ZM9 63V64H8ZM42 63V64H41ZM69 63V64H68ZM220 63V64H219ZM227 63V64H226ZM235 63V64H234ZM252 63V64H251ZM30 64V65H29ZM53 64V65H52ZM92 64V65H91ZM96 64V65H95ZM100 64H102V63H100ZM99 64V65H100ZM210 64H212V66L210 65ZM219 64V65H218ZM235 66H234V65ZM247 64V65H246ZM256 64V65H255ZM260 64V65H259ZM41 65V66H40ZM78 65V66H77ZM82 65V66H81ZM95 65V67H91V66H94ZM98 65V66H99ZM222 65V66H221ZM240 65H242L241 67H240ZM66 66V67H65ZM72 66V67H71ZM88 66V67H87ZM90 66V67H89ZM231 66H232V68H231ZM260 66V67H259ZM4 67V68H3ZM263 67V68H262ZM21 68V69H20ZM30 68V69H29ZM82 68V69H81ZM86 68V69H85ZM87 68H88V70H87ZM211 68V69H210ZM214 68V69H213ZM218 68V69H217ZM229 69V71H228V69ZM238 68V69H237ZM256 68V69H255ZM261 68V69H260ZM7 69V70H6ZM91 69V71L93 72V73H91V71H89ZM95 69V70H94ZM98 69V70H97ZM220 69V70H219ZM236 69V70H235ZM15 70V71H14ZM24 70V71H23ZM208 70V71H207ZM233 70V71H232ZM245 70V71H244ZM262 70V71H261ZM66 71H67V73H66ZM95 71V72H94ZM211 71V72H210ZM223 71V72H222ZM232 71V72H231ZM237 71V72H236ZM44 72V73H43ZM63 72L65 73V74H63ZM74 72V73H73ZM82 72V73H81ZM207 73V76H206V73ZM208 72H209V74L211 73L212 74V76H211V78L209 79V77L210 76H208ZM235 72V73H234ZM248 72V73H247ZM77 73V74H76ZM219 73H220V75H219ZM223 75H222V74ZM242 73H243V75H242ZM254 73V74H253ZM20 74V75H19ZM198 74V73H197ZM210 74V75H211ZM234 74V75H233ZM245 74V75H244ZM14 75V76H13ZM88 75V76H87ZM98 75V76H97ZM101 75V76H100ZM205 75V76H204ZM233 75V76H232ZM237 75L239 76V77H241V78H239V79H241L242 81H240V82H242V83H240V82H237V81H239L237 78ZM241 75V76H240ZM248 75V76H247ZM254 75V76H253ZM97 76V77H96ZM221 76H223V77H221ZM245 76V77H244ZM259 76V77H260ZM15 77V78H14ZM96 77V78H95ZM104 77V78H103ZM105 77H106V79H105ZM204 77V78H203ZM205 77H208V78H205ZM217 77V78H216ZM222 79H221V78ZM234 77V78H233ZM237 77V78H236ZM244 79H243V78ZM201 78V79H200ZM221 79V83L218 85V83L220 82V79ZM233 78V79H232ZM53 79V80H52ZM217 79V80H216ZM237 80V81H234V80ZM216 80V81H215ZM233 82H231V81ZM109 81V82H108ZM219 81V82H218ZM231 82V83H230ZM226 83H227V85H226ZM240 83V84H239ZM22 84V85H21ZM29 84V85H28ZM57 84V85H56ZM123 84V83H122ZM228 84H230L229 86L230 87H227L228 86ZM236 84V85H235ZM97 85V86H96ZM216 85V86H215ZM224 85V86H223ZM237 85H239V86H237ZM22 86V87H21ZM68 86V87H67ZM213 86V87H212ZM233 86V87H232ZM234 86H236V87H234ZM11 87V88H10ZM37 87V88H36ZM42 87V88H41ZM105 87V88H104ZM127 87V88H126ZM130 87V88H129ZM220 87V88H221ZM239 87V88H238ZM240 87H242V88H240ZM14 88V89H13ZM23 88V89H22ZM33 88V89H32ZM65 88H67V89H65ZM72 88V89H71ZM78 88V89H77ZM88 88V89H87ZM117 88V87H116ZM223 88V89H224ZM234 88V89H233ZM236 88H238V89H236ZM8 89V90H7ZM10 89V90H9ZM30 89H32V90H30ZM52 89V90H51ZM105 89H106V92H105ZM129 89V90H128ZM235 89H236V91H235ZM240 89H242L243 91H241ZM42 90V91H41ZM72 90V91H71ZM85 90V91H84ZM103 90V91H102ZM128 90V91H127ZM34 91V92H33ZM50 91V92H49ZM58 91V92H57ZM113 91V92H112ZM130 91V92H129ZM239 91H241V92H239ZM233 92V93H232ZM11 93V94H10ZM15 93V94H14ZM20 93H21V95H20ZM53 93V94H52ZM54 93H55V95H54ZM61 93V94H60ZM110 93V94H109ZM114 93H115V95H114ZM125 93V94H124ZM236 93V94H235ZM239 93V94H238ZM113 94V95H112ZM128 94V95H127ZM235 94V95H234ZM102 95V96H101ZM118 95H119V97H118ZM6 98H5V97ZM36 96V97H35ZM42 96V97H41ZM56 98H55V97ZM64 96H65V98H64ZM85 96V97H84ZM108 96V97H107ZM118 98V99H116V97ZM234 96V97H233ZM8 97V98H7ZM15 97H16V99H15ZM20 97V98H19ZM23 99H22V98ZM38 97V98H37ZM53 97V98H52ZM59 97H61V98H59ZM87 97H90V98H87ZM120 97H122V98H120ZM32 98H34V99H32ZM51 98V99H50ZM93 98V99H92ZM111 98V99H110ZM124 98V99H123ZM21 99H22V101L24 102H22L21 101ZM37 99V100H36ZM42 99H44V100H42ZM50 99V100H49ZM203 99H205L204 98V96H203ZM16 100H17V102H16ZM96 100V101H95ZM100 100V101H99ZM232 100V99H231ZM11 101V102H10ZM15 101V102H14ZM43 101H44V103H43ZM51 101H53V102H51ZM59 101V102H58ZM70 101H72V102H70ZM88 101V102H87ZM110 101V102H109ZM96 102V103H95ZM115 102V103H114ZM52 103V104H51ZM61 103V104H60ZM97 103H98V105H97ZM110 103V104H109ZM206 103V101L204 100L203 102H201V105H203L204 106V104ZM13 104V105H12ZM66 104V105H65ZM106 104V106H104ZM116 104V105H115ZM46 105V106H45ZM56 105H58V106H56ZM108 105V106H107ZM110 105H114L113 106V108H111V106ZM120 105V106H119ZM10 106V107H9ZM49 106V107H48ZM99 107V108H98ZM103 107H105V108H107L108 107V110L107 109H105V108H103ZM2 108V109H1ZM7 108V109H6ZM25 108V109H24ZM69 108V109H68ZM73 108V109H72ZM102 108V109H101ZM6 109V110H5ZM21 109V110H20ZM48 109V110H47ZM59 109V110H58ZM66 109V110H65ZM105 109V110H104ZM14 110H16V111H14ZM34 110V111H33ZM58 112H57V111ZM63 110V111H62ZM77 112H76V111ZM79 110V111H78ZM83 110V111H82ZM100 111V113H99V111ZM209 109H207V111H208ZM22 111V112H21ZM52 111V112H51ZM105 113H104V112ZM210 111V110H209ZM207 112V114H211L210 112ZM233 111V110H232ZM21 112V113H20ZM50 112V113H49ZM82 114H81V113ZM89 112V113H88ZM101 112H102V114H101ZM108 112H110V116H106V118H104L105 117V115H108ZM143 112V110L141 109V110H139L138 111V113H142ZM229 112L230 113H228L230 116L231 115H235L234 113H232L231 112V110L229 109ZM1 114V115H4V114ZM10 113V112H9ZM21 114V116H20V114ZM47 113V114H46ZM60 115H59V114ZM67 113V114H66ZM80 113V114H79ZM104 113V114H103ZM66 115V116H68V114H70L67 118H69L70 120H65L64 119V115ZM78 114V115H77ZM98 114H100V115H98ZM0 115V116H1ZM37 115V116H36ZM40 115V116H39ZM58 115V116H57ZM61 115H62V117H61ZM83 115V116H82ZM88 115V116H87ZM24 116V117H23ZM33 116V117H32ZM57 116V117H56ZM60 116V117H59ZM72 116V117H71ZM86 116V117H85ZM97 116V117H96ZM229 116V117H230ZM23 117V119H21ZM38 117V118H37ZM71 117V118H70ZM77 117H81L80 118V120L83 118L84 120L85 119H87L85 122H84V120H83V123H82V121L80 122V123H77L76 122V120H75V118H77ZM95 119H94V118ZM103 118V119H101V118ZM43 118H44V120H43ZM73 118V119H72ZM108 118H109V120H108ZM233 118V117H232ZM232 118H230V120H232L233 121V119L234 118H236V117H234L233 119ZM42 119V120H41ZM52 119V120H51ZM92 119V120H91ZM110 119H112L113 121H111ZM9 120V121H8ZM62 120V121H61ZM65 120V121H64ZM74 120V121H73ZM236 119H234V121H235ZM8 121V122H7ZM61 121V122H60ZM71 121V122H70ZM108 121H110L111 123H107ZM208 121H210V120H208ZM244 121V120H243ZM28 122V123H27ZM115 122V123H114ZM245 122V121H244ZM117 123H118V125H117ZM236 123V122H235ZM234 123V124H235ZM248 123V122H247ZM246 123V125L242 122V120H240L239 121V124H237V131H235L236 132V135L235 136H237L236 138H235V136H234V134H232L233 135V137H232V139H231V136L229 137L232 141H233V139L235 138V139H237V141H236V144H241V146H242V148L243 147H245V146H247L248 144L250 145L249 147H254V146H252V145H258L259 143H262V142H260V140L261 139H264V137H263V135H261L260 133H257V135L255 134L254 135V133L252 134V130H250V129H247V128H250L251 126L249 125L248 126V124ZM113 124V125H112ZM233 124V123H232ZM9 125V124H8ZM67 125V126H66ZM69 125V126H68ZM107 125H108V127H107ZM121 125H124L123 127L121 126ZM129 126V127H127V126ZM118 126V127H117ZM119 126H120V131H119ZM239 126L241 127V128H239ZM245 126V127H244ZM126 127V128H125ZM5 128L7 129L6 131H8V129H10L8 132H9V136L11 137V141L13 140L12 138H14V141H15V143H17V142H19L18 144H20V146L17 144H14L13 142L12 143H10L9 141H8V138H9V140H10V137H8L7 139L5 138V136H8V135H6V134H8L6 131H5ZM87 128V129H86ZM109 128H111V129H109ZM123 130H122V129ZM243 128V129H242ZM246 128V129H245ZM18 129V130H17ZM20 129V130H19ZM75 129H76V131H75ZM84 129V130H83ZM115 129V130H114ZM126 129V130H125ZM22 130H23V132H24V130H25V132L23 133L22 132ZM29 130V131H28ZM33 130V131H32ZM38 130V131H37ZM69 130V132H72V133H68L67 131ZM246 130V131H245ZM251 131V133H250V131ZM3 131V132H2ZM44 131V132H43ZM63 131V132H62ZM106 131V132H105ZM119 131V132H118ZM123 131V132H122ZM129 131V130H128ZM6 132V133H5ZM77 132V133H76ZM110 132V133H109ZM239 132V133H238ZM249 132V133H248ZM3 133V134H2ZM39 133V134H38ZM50 133V134H49ZM100 133V134H99ZM106 133V134H105ZM123 133H125V134H123ZM5 134V135H4ZM25 134V135H24ZM32 134V135H31ZM109 134V135H108ZM261 135L263 138H261V136H260V138H259V136L258 135ZM15 135V136H14ZM111 135V136H110ZM121 135V136H120ZM251 135V136H250ZM4 136V137H3ZM19 136H20V138H19ZM74 136V137H73ZM125 136L127 137L126 138V140L125 139H123V138H125ZM246 136V137H245ZM249 136V137H248ZM256 138H255V137ZM27 137V138H26ZM61 137V138H60ZM243 137V138H242ZM4 138L6 139V140H4ZM18 138V140L19 141H17L16 142V139ZM53 138V139H52ZM83 138V139H82ZM132 138H134V139H132ZM94 139V140H93ZM130 141H129V140ZM244 139V140H243ZM44 140V141H43ZM86 140V141H85ZM91 140V141H90ZM111 140V141H110ZM131 140H133V141H131ZM249 140V141H248ZM253 140V141H252ZM8 141V142H7ZM77 141V142H76ZM117 141V142H116ZM125 141V142H124ZM137 141V140H136ZM235 141H233L234 143H235ZM68 142V143H67ZM119 142V143H118ZM232 142V143H233ZM259 142V143H258ZM264 142V141H263ZM4 143V144H3ZM80 143V144H79ZM123 143V144H122ZM252 143V144H251ZM13 144V145H12ZM41 144V145H40ZM71 144V145H70ZM102 144H105V146L104 145H102ZM10 147V149L7 147ZM15 145H16V148H18L19 147V149H16V150H18V152L16 153V151L14 152V154H13V152H12V150H15ZM67 145H69L68 147H67ZM81 145V146H80ZM88 145V146H87ZM101 145H102V150H101ZM119 145H120V147H119ZM2 146V147H1ZM4 146V147H3ZM14 146V147H13ZM78 146V147H77ZM83 146V147H82ZM118 146V147H117ZM8 148L9 150H11V151H8L7 149H3V148ZM13 147V148H12ZM79 147H81V149L79 148ZM95 148V149H93V148ZM100 147V148H99ZM248 147V146H247ZM248 147V148H249ZM40 148V149H39ZM104 148V149H103ZM4 151H2V150ZM58 149V150H57ZM62 150V151H61ZM73 150V151H72ZM93 150V151H92ZM96 150V151H95ZM6 151V152H5ZM7 151L9 152L8 153V155H6L7 154ZM31 151V152H30ZM61 151V152H60ZM75 151V152H74ZM263 151V150H262ZM262 151H260V152H256L257 153V156H260L261 154L262 155H264L263 154V152ZM67 152V153H66ZM84 153V156L86 157V159H85V157L84 156H79V153H81V154H83ZM88 152V153H87ZM90 152V153H89ZM91 152H93V153H95V154H93V153H91ZM262 152V153H261ZM11 153V154H10ZM17 155H16V154ZM43 153H44V155L45 156H47V158L43 155ZM58 153V154H57ZM72 153H74L75 155H72ZM260 153V154H259ZM10 154V155H9ZM41 154V155H40ZM66 154V155H65ZM255 154V153H254ZM254 154H252V157L250 156L249 158H247V159H249V160H251L252 158H254V159H252V160H254L253 162L255 163V161H256V163L258 162V164H253V162H252V164H253V166H251V161L250 162H248V164L251 166H249L248 165V167H246V169L247 168H249V169H247L246 171H248L247 173L249 174V173H251V174H247V176L248 177H250V176H252V177H259V178H255L254 180H253V188H255V189H257L258 187H259V185H261L260 187L261 188H258L257 190H255V189H253L254 190V193L255 194H259L258 195V197H257V199L259 200V199H262L263 201H264V180H262V181H260L259 179H264V166H263V159H261L262 157H264V156H260V161L258 160V158L256 157V155H254ZM13 155H14V157L16 158V159H14L13 160ZM19 155V156H18ZM49 155V156H48ZM72 155V156H71ZM96 157H95V156ZM255 157H254V156ZM8 156V157H7ZM10 156H12V157H10ZM26 156V157H25ZM52 156V157H51ZM56 156V157H55ZM63 156H64V159H62L63 158ZM71 156V157H70ZM77 156H79V157H77ZM88 156V157H87ZM127 156H129L130 157V159L132 160V161H130V159H129V157H127ZM11 158V160H10V158ZM24 157V158H23ZM33 157V158H32ZM45 157V158H44ZM69 157V158H68ZM118 157V158H117ZM123 157V158H122ZM37 158H40V159H38V161H37ZM50 158V159H49ZM52 158H53V160H52ZM99 158V159H98ZM255 158H257V159H255ZM6 159H8V160H6ZM45 160L44 162H42V160ZM46 159H47V161H46ZM61 159V160H60ZM70 159V160H69ZM89 159H90V161H89ZM125 159V160H124ZM127 159V160H126ZM129 159V160H128ZM35 160V161H34ZM50 160V161H49ZM57 160V161H56ZM65 160V161H64ZM92 160V161H91ZM137 160V161H136ZM9 161H10V163H9ZM15 161V162H14ZM19 161V162H18ZM37 161V162H36ZM49 161V162H48ZM104 161V162H103ZM114 161V162H113ZM128 163H126V162ZM161 161H163L164 163H166L165 162V160H164V158H163V160L161 159ZM4 162V163H3ZM21 162V163H20ZM29 162V163H28ZM32 162L34 163V165L32 164ZM42 162V163H41ZM50 162H52V163H50ZM113 162V163H112ZM135 162H137V163H135ZM162 162V163H163ZM262 162V163H261ZM7 163V164H6ZM17 163V164H16ZM27 163V164H26ZM31 163V164H30ZM35 163H37V164H35ZM38 163H40V164H38ZM43 163H46V164H43ZM54 163V164H55ZM85 165H84V164ZM140 165H139V164ZM163 163V164H164ZM247 163V162H246ZM259 163H261L260 165H262V166H259L258 167V165H259ZM18 164H19V166H18ZM23 164V165H22ZM29 164V165H28ZM42 164L44 165V166H42ZM48 164V165H47ZM52 164V165H51ZM58 163H56V165H57ZM90 164V165H89ZM99 164V165H98ZM105 164V165H104ZM121 164V165H120ZM45 165H47V167L45 166ZM80 165V166H79ZM82 165V166H81ZM119 165H120V167H119ZM5 166V167H4ZM16 166V167H15ZM28 166V167H27ZM33 166H35V167H33ZM36 166H38V167H36ZM51 166V167H50ZM93 166V167H92ZM112 166V167H111ZM135 166V167H136ZM4 167V168H3ZM23 167H24V169H23ZM31 167V168H30ZM91 167V168H90ZM94 167H96V170H95V168ZM104 167H106V168H104ZM125 167V168H124ZM167 165L166 166H164L163 168L165 169V170H167ZM253 167V168H252ZM77 168V169H78ZM88 168V169H87ZM94 168V169H93ZM111 168H113V172L115 171V173H113L112 174V172H111V175H109L110 174V171L112 170ZM115 168L118 170V171H116L115 170ZM141 168V167H140ZM260 168H261V170H260ZM22 169V170H21ZM26 169V170H25ZM36 169V170H35ZM91 169H93V170H95V171H97V169H98V171L97 172H101V173H103V172H105V173H107L108 172V175L109 176H106L107 174H103V176H105L104 178L102 177V175L99 177V176H97L96 174H97V172L96 173H94L95 175L94 176H90V174H92V171H91ZM107 169V170H106ZM120 169V170H119ZM25 171V173L23 172V174H22V171ZM29 170V171H28ZM31 170H33V172H31ZM105 170V171H104ZM109 170V171H108ZM249 170H251V171H249ZM259 170V171H258ZM28 171V172H27ZM36 171V172H35ZM255 173V175H254V173ZM12 172V173H11ZM16 172V173H15ZM21 172V173H20ZM94 172V171H93ZM119 172V173H118ZM121 172V173H120ZM159 173L161 172V171H158ZM2 173V174H1ZM7 175H6V174ZM10 173V174H9ZM28 173V174H27ZM32 173V174H31ZM87 173H89V175H87ZM128 173V174H127ZM253 173V174H252ZM19 174V175H18ZM82 175H83V172L81 173ZM117 174H119V175H117ZM129 174H131V175H129ZM166 174V173H165ZM261 174H263V175H261ZM16 175V176H15ZM26 175V176H25ZM27 175H29V176H27ZM31 175H32V178H31ZM159 175V174H158ZM168 175V174H167ZM259 175V176H258ZM261 175V176H260ZM90 177V178H88V177ZM11 177H12V179H11ZM36 177V179H34ZM92 177V178H91ZM94 177V178H93ZM101 177H102V180H100L101 179ZM107 177V178H106ZM109 177H112V178H110L109 179ZM161 177H163V176H161ZM160 177V175L158 176V178L157 179H154V183H149V185H151V186H148V185H146L145 184V182L144 183H142V184H144L143 186L146 188H144L142 185H141V187L143 188V190L145 189L146 190V192H145V190L144 191H142L144 194L145 193H147V192H150L151 193V190L153 189V190H155L156 188L158 189V187H161V186H158V187H156L157 185H159L160 184V182L162 183V181H163V185L165 186V188H167L169 185L167 184V183H169V180H170V182H171V185H172V181H173V188L175 187V188H179L180 186V188H179V191L177 190V189H175L176 191H175V193L171 190V189H173V188H171V187H169L168 189H169V191H170V193H172L173 192V194H172V196L174 197L175 196V194L177 195V193H178V195L180 194V197L177 195V197H179V199L181 200V196H182V185L181 184H178L177 182H175L176 180H172V179H170V178H161ZM17 179V181H16V179ZM78 177H77V179H79ZM87 178V179H86ZM99 178V179H98ZM114 178H113V180H114ZM160 178L162 179V181L160 180ZM30 179V180H29ZM32 179H34V180H32ZM82 179V180H81ZM105 179V180H104ZM109 179V180H108ZM131 179V180H130ZM257 179L260 181V183H258L259 185L257 186V188H256V185L255 184H257V183H255V182H257ZM10 180V181H9ZM36 180V181H35ZM116 180H114L115 182H116ZM148 180V179H147ZM166 180H167V183H166ZM172 180V181H171ZM184 180V179H183ZM4 181H6V182H4ZM15 181V182H14ZM19 181V182H18ZM30 183H29V182ZM33 181V182H32ZM112 181V180H111ZM155 181H158L157 183L155 182ZM160 181V182H159ZM8 182V183H7ZM11 182V184H9ZM13 182V183H12ZM17 182V183H16ZM22 182V183H21ZM32 182V183H31ZM87 182V183H86ZM113 182V181H112ZM120 182V183H119ZM130 184H129V183ZM261 182H262V184H261ZM2 183H5V184H2ZM21 183V184H20ZM35 183V184H34ZM84 183H86L85 185H83ZM100 183V184H99ZM128 183V184H127ZM175 183V184H174ZM12 184H14V185H12ZM27 184V185H26ZM115 184V183H114ZM182 184H184V183H182ZM3 185V186H2ZM15 186V187H9V186ZM16 185H18L17 187L19 188V189H17V187H16ZM26 185V186H25ZM108 184H106L105 186L106 187H108L107 186ZM126 185V186H125ZM153 185V186H152ZM162 185V184H161ZM174 185H176V186H174ZM21 186V187H20ZM37 186V187H36ZM87 186V187H86ZM122 186V187H121ZM154 186L156 187V188H154ZM251 186V187H252ZM86 187V188H85ZM105 187V188H106ZM184 187V186H183ZM9 188V189H8ZM15 188H16V190H17V192H16V190H15ZM23 188V189H22ZM27 188V189H26ZM36 188V189H35ZM87 188H88V190H87ZM121 188V189H120ZM125 188V189H124ZM147 188H149V189H147ZM163 188V187H162ZM162 188H160L161 189V191H162ZM263 188V189H262ZM22 189V190H21ZM63 189V190H64ZM75 190V191H73V190ZM79 189V190H78ZM151 189V190H150ZM164 189V188H163ZM184 189V188H183ZM261 189V190H260ZM35 191V192H33V191ZM62 190V191H63ZM66 190H64L65 191V195L67 194V196L69 195L68 193H70V191L68 190L67 192H66ZM149 190V191H148ZM152 190V191H153ZM159 190V189H158ZM26 191V192H25ZM77 191V192H76ZM157 191V190H156ZM168 191V190H167ZM168 191V192H169ZM181 191V192H180ZM260 191V192H259ZM263 191V192H262ZM19 192V193H18ZM141 192V191H140ZM139 192V193H140ZM258 192V193H257ZM26 193V194H25ZM37 193V194H36ZM60 193H62V192H60ZM58 194L57 195V197H56V202H58V203H56V202H53V203H56V204H53L52 203V205L54 206V207H58L59 208V202L61 203L62 201H65L66 199H67V197H65L64 195V197H65V199H64V197H62V200L61 199H59L58 198V196L59 195H61V194ZM193 193V192H192ZM191 193V194H192ZM20 194V195H19ZM152 194L153 193H151V195L150 196H152ZM190 194V195H191ZM9 195H11V194H9ZM86 195H84L83 197H84V199L86 200L85 201V203H87V199H86ZM195 194H193V196H191V197H193V199H195L197 196H194ZM19 196H21V197H19ZM24 196H25V198H24ZM34 199H33V198ZM153 197V196H152ZM191 197H189V198H191ZM195 197V198H194ZM260 197V198H259ZM22 199V201H21V199ZM4 199V200H5ZM58 199V200H57ZM64 199V200H63ZM177 198H175V200H176ZM183 199V198H182ZM192 199V200H193ZM196 199H198V197L196 198ZM196 199L195 200H193V202L191 203V201L192 200H190L189 202H188V206L190 207V210H189V207L183 202V200H181L180 201V203L179 204H182L183 203V206H186L185 208H183V206H181L180 208H178V209H180V211L181 210H183L182 212H180V213H182L183 215L185 214V215H187V216H185L184 215V217L181 215H179V214H177V215H179V217H175V216H173V218H171L172 220H171V224H173V230H180V231H178L177 232V235H178V237L177 238H182L184 241H186V239H187V241H189V240H194V239H192V238H195V241L198 239L197 237H192L193 235H195L196 234V232H194L195 230H198L199 228V226H200V224L203 222V220L205 219H202V217L200 216L201 215V213H200V211L201 210H199L200 209V204H201V202L200 201H196ZM20 200V201H19ZM26 200V201H25ZM28 200V201H27ZM31 200V201H30ZM37 200V199H36ZM60 200V201H59ZM175 200H174V205H175ZM178 200V199H177ZM92 201V202H91ZM261 201V200H260ZM5 201H3V203L5 204V205H3L2 206V208H4L3 210L4 211H7V209L6 208H8L9 209V206L7 205V203H6ZM37 202V201H36ZM35 202V203H36ZM199 202H200V204H199ZM32 203V204H31ZM88 203L89 204H87V205H90V204H93V203H98V202H95V201H93V199L92 200H89L88 201ZM176 203H177V201H176ZM190 203V204H189ZM194 203H195V205H194ZM197 203V204H196ZM20 204V205H19ZM23 204V205H22ZM25 204V205H24ZM30 204V205H29ZM39 204V203H38ZM98 204H100V203H98ZM199 204V205H198ZM32 205V206H31ZM43 205V204H42ZM41 205V206H42ZM56 205V206H55ZM86 205V204H85ZM101 205V204H100ZM162 206H164L163 204H161ZM160 205V206H161ZM178 205V204H177ZM176 205V206H177ZM6 207V208H5ZM46 207H48V204H44L43 205V211H42V214H47V216L46 215H41V211H39L38 212V210H39V208H36V209H33V210H35L34 212H32V215L33 214H35V216L33 215V218H31L32 216H29L30 218H29V220L33 223V222H35V223H31L30 221H28L27 220V222H26V225L25 226H27L28 224H30V227L29 226H27V228L25 229L24 228V230L27 232V233H29V234H27L25 231H24V233H25V235L27 236V237H29V240H27V242L23 239H19L18 237V239L16 238V240H12L13 242H14V244H12L13 242H10L9 244V247H10V250H12L11 248L13 247V250H14V246L13 245H16L17 244V240L20 242L16 247H18V248H20V244H21V248H22V246H24L26 243H27V246H26V248H27V250L30 248L31 249V247H33L35 244L34 243H37V242H39V243H41L42 241H43V237L44 236H46V235H48V233H49V235L50 234H53V233H56V234H58V236L56 235V234H54L55 235V237H56V239L55 240H57L56 241V243H57V245H59L60 246V244H62L60 247L59 246H57V248H59V250H61L62 249V252L64 253V254H60V256H59V258L58 259H60V260H62L63 259V255H67L69 252H66L67 251V249H66V247L67 248H72V245L74 246L75 244L74 243H72V244H63L62 242L61 243H59L60 241H59V239H60V233H58V231H55L54 232V228H53V225H51V226H49L50 224L49 223H51V221H49V219L51 218V216H49V215H53V212L54 211H52L51 209H56V208H54V207H52L51 205L49 206V208H46ZM172 207V206H171ZM179 207V206H178ZM195 207V208H194ZM1 208V209H2ZM35 208V207H34ZM42 208V207H41ZM51 208V209H50ZM188 208V210H186ZM193 208V209H192ZM50 211V213L48 212V210ZM101 209V208H100ZM102 209H104L102 212H103V214L107 217V219H108V217H109V219H112L113 217H111L112 215H113V213L116 211V210H114V208H113V213H111L110 211H109V209L107 208H102ZM105 209H106V211H105ZM197 209V211H195L196 213L197 212H199V213H197L196 214V216H195V212L194 211H192V210H196ZM46 210H47V212H46ZM56 210H58V209H56ZM185 210V211H184ZM199 210V211H198ZM1 211V210H0ZM37 211V212H36ZM52 211V212H51ZM118 211V210H117ZM187 211V212H186ZM189 211V212H188ZM8 212V211H7ZM58 212V211H57ZM57 212H54V214H56ZM105 212H107V213H105ZM119 212V211H118ZM115 212V214L118 216H121V217H123V215L119 212ZM191 212V213H190ZM194 212V213H193ZM30 214V213H29ZM39 214V215H38ZM106 214H108V215H106ZM111 214V215H110ZM39 217H38V216ZM41 215V216H40ZM88 215H90V214H88ZM176 215V216H177ZM43 216H44V218H43ZM46 216V217H45ZM114 216V215H113ZM118 216V217H119ZM192 216V217H191ZM200 218H199V217ZM34 217H38V218H34ZM42 219H41V218ZM49 217V218H48ZM116 216H114V218H115ZM177 220H179V221H176V219ZM181 217H183V218H181ZM188 217H189V219H188ZM114 218H113V220H111V221H114ZM178 218H180V219H178ZM207 218V217H206ZM208 218H209V216H208ZM208 218H207V220H208ZM4 219H6V218H4ZM4 219H2V220H0V225H8L9 223L11 224V221H10V219H9V221H5ZM33 219H35V221L32 220ZM38 219V220H37ZM40 219H41V221H40ZM175 219V220H174ZM201 219V220H200ZM174 220V221H173ZM182 220V221H181ZM211 220V218H209V221ZM2 221V222H1ZM44 221V222H43ZM199 222V225H198V222ZM200 221H202V222H200ZM205 221L206 220H204V225L203 224H201L204 228H205V230H204V228L203 227H200V233H199V231L197 232L198 234H201V233H203V232H206V230H207V232L210 230V228H208L210 225L209 224H207V223H209L208 221H207V223H205ZM3 222H5L4 224H3ZM9 222V223H8ZM30 222V223H29ZM38 222H39V224H38ZM47 222V223H46ZM181 222V223H180ZM191 222V223H190ZM8 223V224H7ZM175 223V224H174ZM196 223V224H195ZM177 224V225H176ZM195 224V225H194ZM39 225H40V227H39ZM193 225H194V228H193ZM209 225V226H208ZM42 226V227H41ZM177 226V227H176ZM183 226H185V227H183ZM208 226V227H207ZM1 227V226H0ZM4 227V226H3ZM2 227V228H3ZM8 228L10 227V225H8L7 226ZM29 227V228H28ZM34 227V228H33ZM179 227H181V228H179ZM206 227H207V229H206ZM8 228H6V227H4L3 229H8ZM115 228V227H114ZM113 228V229H114ZM175 228V229H174ZM179 228V229H178ZM43 229V230H42ZM189 229V230H188ZM204 231H203V230ZM6 230H5V232H6ZM28 230V231H27ZM34 232H33V231ZM47 230V231H46ZM51 230H53L52 232H50ZM117 230H119V228L117 227V228H115V231H117ZM172 230V231H173ZM1 231V230H0ZM2 231H4V230H2ZM36 231V232H35ZM41 231V232H43V233H39V232ZM188 231V232H187ZM185 232H187V233H185ZM191 232V233H190ZM214 233H212L211 232V234H215V231H213ZM2 233V232H1ZM0 233V237H1V243H2V245L4 246V243H5V245H6V243H7V241L9 240L8 238V240L6 239V242H4L5 240V238H3L4 236L2 235ZM23 233V234H24ZM31 233V234H30ZM45 233V234H44ZM119 233V232H118ZM125 233H126V231L125 232H123V234L125 235ZM178 233H180V234H178ZM193 233H195V234H193ZM42 234V235H41ZM84 233H82L81 235H83ZM122 233H119V235L120 236H124L123 234L121 235ZM182 234V235H181ZM193 234V235H192ZM198 234H196V236L198 235ZM225 234V233H224ZM2 235V236H1ZM34 235V236H33ZM36 235V236H35ZM44 235V236H43ZM79 236V237H86V236ZM181 235V236H180ZM184 235V236H183ZM203 235V234H202ZM218 236V238H220V239H218L217 238V236ZM221 235V234H220ZM220 235H218V234H215V239H214V241L215 240H217V241H215V244L216 243H218V248L220 249L221 248V250L224 248L225 249V251L227 252H231L232 250V253L233 252H236V251H238L237 250V247L234 245V248L229 244V242L230 243H232L231 241H230V239H228V236H227V234H225L224 236H220ZM51 236H53V235H51ZM191 236V237H190ZM199 237H201V235H198ZM212 236L214 237V235H211V238H212ZM220 236V237H219ZM225 236H227V238L225 237ZM13 237V236H12ZM12 237L10 238V239H12ZM22 237H24V235L22 236ZM59 237V238H58ZM190 239H189V238ZM203 237V236H202ZM224 237V238H223ZM43 238V239H42ZM186 238V239H185ZM207 239V238H206ZM202 239L201 238V240H203V242H204V244H206L205 242L207 241L208 242V240L209 239ZM225 239H226V242H225ZM182 240V241H183ZM204 240H206V241H204ZM212 240H213V238H212ZM222 240H223V242H225V243H223L222 242ZM3 241V242H2ZM35 241H37V242H35ZM191 241H189V243L191 242ZM191 242V243H196V242ZM200 241V240H199ZM198 241V243H200L201 244V242H199ZM214 241H212V242H214ZM229 241V242H228ZM23 242H25V244L23 243ZM1 243H0V245H1ZM16 243V244H15ZM30 243V244H29ZM83 243H84V241H83ZM210 243H211V241L209 242V247H210ZM222 243V244H221ZM33 244V245H32ZM203 244V243H202ZM201 244V245H202ZM208 244V243H207ZM213 244V243H212ZM220 244V245H219ZM225 244H226V246H225ZM1 245V247L0 248H4L3 246ZM8 245V244H7ZM30 245V246H29ZM32 245V246H31ZM79 245V244H78ZM217 245V244H216ZM224 245V246H223ZM63 246V247H62ZM69 246V247H68ZM80 246H83L82 244H80ZM220 246V247H219ZM223 246V247H222ZM29 247V248H28ZM62 247V248H61ZM64 247H65V249L66 250H64ZM99 246H97V245H93L92 247H88L89 249H84V246L82 247V250H77V251H79L78 252V254H77V251H76V253L74 252V254H77L79 257H81V260H80V262H81V264H95V263H98L99 261H98V259H100L101 258V256H102V253L104 254V252L106 251V249L107 248H98ZM116 247V246H115ZM208 246L207 247H202L201 249L203 250H201L200 251V253H201V255H199L200 253L198 252V251H195L194 252V255H191L190 256V259L191 260H193V263L194 264H228V262H229V260L227 261V258H225V257H227L228 255H232V253H226V256L224 257V255L223 254H225V251H223V252H220L219 251V253H222L221 255L223 256V259H226V261H227V263H225V260H224V262H221L220 260H222V256H220L219 255V258L217 259V256H216V259H214V258H211L212 257V255L211 254H213L214 255V252L213 253H211L212 251H213V249L214 248H209ZM212 247V246H211ZM214 247V246H213ZM230 247H231V250H230ZM6 248H7V246H6ZM24 248H25V246H24ZM25 248V249H26ZM98 248V249H97ZM112 248V247H111ZM203 248H206V249H208V253L206 254V252H204V249ZM5 249V248H4ZM30 249L28 250V251H30ZM96 249V250H95ZM103 250V252H102V250ZM112 249H114V248H112ZM212 249V250H211ZM227 249V250H226ZM238 249H240V252H241V249L242 248H238ZM2 250V249H1ZM6 250V249H5ZM9 251V253H8V251ZM6 250V252L4 251L3 253H4V255H2V256H5V258L7 259H9V256L7 257V255H9L10 254V250L9 249H7ZM16 251L13 253L12 252V255H14L13 257H15L17 254H16V252L18 251V250H20V249H15ZM23 250V248L20 250L21 252L19 253V251H18V255L16 256L17 258L21 255V254H23L22 251ZM26 250V251H27ZM84 250V251H83ZM101 250V251H100ZM25 251V250H24ZM27 251V252H28ZM89 251V252H88ZM100 251V252H99ZM210 251V252H209ZM1 252V251H0ZM99 252V253H98ZM166 252H168L167 250H166ZM172 252V251H171ZM171 252H169V255H165L162 259L163 260H165V261H163L162 263H164V264H177V261L176 260H174V257H172V254H171ZM242 252H244V251H242ZM2 252L0 253V255L1 254H3ZM30 253V252H29ZM98 253V254H97ZM198 254L199 255V257H201L202 256V254H203V256L204 257H201L202 259H200V258H198V255L196 256L195 254ZM210 253V254H209ZM260 253V252H259ZM171 254V255H170ZM255 254V256L253 255V259L251 258V260L252 261H256V263H255V261L254 262H252L250 259V261H248V263H251V264H263L264 263V258H262V254L260 253V255H261V257H260V255L258 254V253H254ZM256 254H258L257 256H256ZM152 255V256H151ZM207 255H210V256H207ZM2 256H0L1 257V262H0V264L2 263V264H4V263H6V264H9L8 262H10L9 260H7L6 261V259L5 258H3L2 259ZM151 256V260H154L155 258V256L153 255V253L151 252V253H149V257ZM161 256V255H160ZM197 258H196V257ZM205 256L206 257H209L210 259H211V261H210V259L209 258H205ZM235 255L233 254V256H229L228 257V259L230 258L231 259V257L233 258ZM56 257V256H55ZM87 257V258H86ZM251 257V256H250ZM259 257H260V259H259ZM173 258V259H172ZM194 258V259H193ZM221 258V259H220ZM255 258V259H254ZM256 258H257V260H256ZM262 258V259H261ZM80 259V258H79ZM79 259H77L78 260V262L76 263V264H80V262H79ZM150 259V258H149ZM167 259V260H166ZM244 259H246V257L244 256L243 257V260ZM97 260V261H96ZM191 260H190V262H191ZM201 260H202V262H201ZM219 260V261H218ZM93 261V262H92ZM162 261V260H161ZM182 262H183V259L181 260ZM197 261V262H196ZM206 261V262H205ZM231 262L233 261L232 259L230 260ZM12 262H13V260L10 262L11 264H12ZM168 262V263H167ZM221 262V263H220ZM74 263V264H75ZM100 263V262H99ZM159 263H161V262H159ZM161 263V264H162ZM183 264V263H182ZM229 264H232V263H230L229 262Z\"/></svg>",
  "mask_w": 264,
  "mask_h": 264
}]
</instances>
